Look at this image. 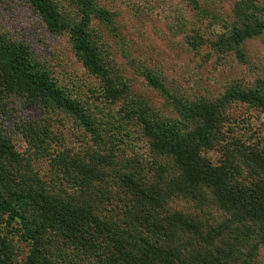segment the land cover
I'll return each mask as SVG.
<instances>
[{
	"label": "rangeland",
	"instance_id": "374dc122",
	"mask_svg": "<svg viewBox=\"0 0 264 264\" xmlns=\"http://www.w3.org/2000/svg\"><path fill=\"white\" fill-rule=\"evenodd\" d=\"M53 1L61 19L81 23L82 10L74 0ZM93 1L111 16L110 21L91 16L87 27L105 69L99 74L77 54L70 28L52 31L29 0H0V30L28 47L32 60L86 109L96 131L49 101H31L2 83L0 130L10 138L11 153L0 157L4 167L0 175L7 177V186L0 183V187L9 197L11 191L31 190L34 196L28 200L39 202L32 210L48 208V201L60 199L91 206L97 217L127 228L131 220L126 205L137 202L126 189V181L133 182L126 176L156 189L179 184L172 161L155 152L142 122L181 118L170 96L153 86L146 73L187 104L223 98L235 83L264 86V32L240 45L230 36L240 3L263 7L264 0H197L198 6L192 0ZM227 114L225 141L264 149L260 108L235 101ZM207 156L218 161L224 154L212 150ZM204 191L211 196L210 189ZM174 193L166 201L174 211L204 216L200 208L209 209L207 200L199 208L187 196ZM21 210L37 217L29 206ZM132 221L142 228L135 218ZM19 228L7 215L0 218L5 264L26 262L29 246ZM49 232L48 256L54 264H104V256L100 259L88 247L62 237L60 227ZM256 260L264 264V244Z\"/></svg>",
	"mask_w": 264,
	"mask_h": 264
},
{
	"label": "trees",
	"instance_id": "16d2710c",
	"mask_svg": "<svg viewBox=\"0 0 264 264\" xmlns=\"http://www.w3.org/2000/svg\"><path fill=\"white\" fill-rule=\"evenodd\" d=\"M74 1L82 10L79 24L61 19L53 0H29L52 31L70 28L83 63L92 72L103 73L98 46L91 40L87 27L91 16L105 21H110L111 16L97 8L93 0ZM192 1L198 6L197 0ZM243 5L240 3L236 10L238 19L230 34L236 45L264 32V6ZM0 76V86L4 83L7 89L17 90L31 101L38 98L49 101L95 131L86 109L32 60L25 44L8 39L1 30ZM146 76L153 86L170 96L181 118L176 122L162 119L154 124L142 122L155 152L172 161L179 184L156 189L138 184L133 175L126 176L133 180L126 181V189L137 202L134 205L128 201L126 205L131 220L127 228L119 227L109 218L97 217L91 206L60 199L47 200L48 208L32 210L39 202L28 200L34 196L31 190L11 191L9 197L0 187V218L7 215L19 224L21 238L29 246L25 264H54L48 256L50 244L46 241L50 228L55 226L62 229L61 236L65 239L88 247L100 259L104 256V264H260L256 259L264 244V149L247 147L241 141H233L231 146L230 141H225L223 127L228 119L227 108L235 101L264 112V86L246 88L235 83L223 98L187 104L170 95L151 73ZM9 140L0 130L2 158L11 153ZM212 150H221L224 157L213 161L207 156ZM6 180V176L0 175V183L7 186ZM205 189L211 190V196ZM175 190L199 208L207 200L209 209L200 208L204 216L187 210L174 211L166 201ZM27 206L37 217L21 210ZM210 207L220 212V216L214 215ZM134 218L142 228L132 221ZM3 253L0 247V264L6 263L1 258Z\"/></svg>",
	"mask_w": 264,
	"mask_h": 264
}]
</instances>
